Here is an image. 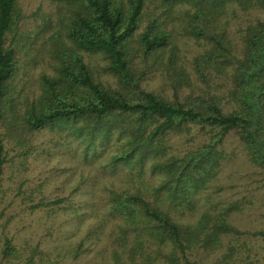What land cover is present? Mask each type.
<instances>
[{
	"label": "trees",
	"instance_id": "trees-1",
	"mask_svg": "<svg viewBox=\"0 0 264 264\" xmlns=\"http://www.w3.org/2000/svg\"><path fill=\"white\" fill-rule=\"evenodd\" d=\"M53 2L60 27L50 38L54 72L41 76L33 100L22 101L20 92L14 95L17 52L6 39L28 16L18 0H0V127L6 128L0 134V194L8 146L13 144L25 167L37 152L38 135L51 131L59 135L54 148L76 143L86 161L96 156L98 145L114 144L109 166H126L142 182L148 172L156 176L145 188L106 189L86 205L95 219L87 234L97 235L89 240L104 244L106 239L103 250L117 263L200 264L193 259L197 253L224 248L215 264H229L242 237L264 240V229L243 230L234 224L244 208L242 199L223 201L212 195L223 189L218 181L230 157L225 143L231 134L264 186V0ZM237 9L262 14L242 30L241 47L228 31L227 17ZM178 34L202 44L193 59L196 79L206 86L198 94L192 73L180 63ZM86 54L104 57L115 85L101 80ZM152 71L167 78L173 97L143 87ZM185 87L192 91L180 95ZM195 128L205 141L175 150V135ZM1 205L0 221L5 216ZM67 206L73 213L84 207L67 197L46 196L33 205ZM14 241L4 235L0 264H66L88 248L85 238L50 249L42 241L21 249Z\"/></svg>",
	"mask_w": 264,
	"mask_h": 264
},
{
	"label": "rangeland",
	"instance_id": "rangeland-1",
	"mask_svg": "<svg viewBox=\"0 0 264 264\" xmlns=\"http://www.w3.org/2000/svg\"><path fill=\"white\" fill-rule=\"evenodd\" d=\"M18 6L28 18L22 19L7 34L6 40L7 45H12L17 52L14 95L17 96L20 92V100L25 101L27 98L33 100L39 94L41 76L54 72L49 55L50 38L60 27L57 6L53 0H18ZM261 16L258 10L243 12L237 9L236 12L229 13L228 31L239 47L244 27ZM176 43L180 63L192 73L193 90L198 94L199 88L206 86L196 79L193 59L203 50L202 44L182 34L177 35ZM85 58L104 83L115 85L116 79L107 73L102 55L86 54ZM139 63L138 60L137 64ZM142 85L149 91L169 97L174 95L173 88L161 72L152 71L147 74ZM191 91L192 89L185 87L179 93L183 95ZM5 132V126H1L0 134L4 135ZM58 138L59 135L51 131L38 135L35 141L37 152L25 167L20 164L21 158L17 157L13 144L8 146L9 162L5 166L4 187L0 194L1 209H5V216L0 221V259L4 235L9 234L21 249L40 241L50 249L58 243L73 245L85 238V246L88 248L77 259L70 261L67 258L66 264H119L110 253L103 250L106 239L104 244L89 240L96 239L97 235L87 234V228L95 219L91 217L92 209L86 205L96 195L98 199L106 189L145 188L148 180L156 182V176L148 172L142 182L137 176H132L130 168L126 166L115 169L109 166L110 157L116 151L114 144L98 145L96 156L85 161L83 154L75 146L76 143L71 147L54 148ZM205 139L206 136L195 128L190 134L175 135L171 144L175 150L182 151L201 144ZM61 144L66 145V142ZM225 148L230 157L220 169L218 185L223 189L219 192L212 191V195L223 201L242 199L244 208L234 217V224L243 230L264 229V186L257 169L248 160L235 134L227 138ZM43 196L49 199L67 197L84 207L77 213H73L68 206L35 209L33 205ZM204 201L203 197L202 203ZM198 216L199 212L195 213V219ZM226 245L227 242L224 246ZM237 245L239 250L229 264H264V240L247 235L237 241ZM223 252L224 248L219 252L201 251L193 259L200 264H215ZM123 263L131 264L124 260L121 264Z\"/></svg>",
	"mask_w": 264,
	"mask_h": 264
}]
</instances>
